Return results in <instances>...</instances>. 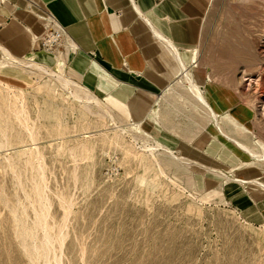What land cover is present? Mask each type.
<instances>
[{
	"label": "rangeland",
	"instance_id": "rangeland-1",
	"mask_svg": "<svg viewBox=\"0 0 264 264\" xmlns=\"http://www.w3.org/2000/svg\"><path fill=\"white\" fill-rule=\"evenodd\" d=\"M212 3L202 22L198 55L212 64L201 67L198 62L192 67L205 77L199 89L205 95L209 86L225 89L235 106L226 114L234 120L224 124L225 130L262 152L264 0ZM25 6L31 16L36 6ZM18 11L12 0H0L1 13L15 17ZM40 12L32 14L39 27L37 43L31 34V52L14 57L53 55L63 63L64 72L58 66L49 68L80 86L69 66L65 28L50 11ZM54 31L61 34L60 44L44 48L43 38ZM176 76L166 97L175 89L181 94L188 86ZM48 78L0 54V128L10 144L0 150V264H44L45 251L50 253L48 264H264V225L253 208L264 197V189L210 174L193 172L191 178L177 168L143 164L142 148L155 143L168 147L166 140L147 133L141 124L138 131L115 136L114 123L128 128L134 122L114 111L113 120L102 118L98 107L82 110L71 89L62 90L61 97L49 95ZM170 100H176L180 124L195 121L199 126L195 138L198 129L207 127L213 148L229 154V159L221 151L210 156L216 167L229 171L239 160L252 161L208 124L204 108L203 113L184 97ZM181 132L175 131L178 136ZM8 159L15 165L12 170ZM242 175L264 183V164L234 170L232 179ZM45 235L52 240L49 245L43 242Z\"/></svg>",
	"mask_w": 264,
	"mask_h": 264
},
{
	"label": "crops",
	"instance_id": "crops-1",
	"mask_svg": "<svg viewBox=\"0 0 264 264\" xmlns=\"http://www.w3.org/2000/svg\"><path fill=\"white\" fill-rule=\"evenodd\" d=\"M212 2L213 0H12L15 10L20 12L15 17L13 14L7 16L0 12V44L13 56L29 54L32 49L31 34L37 43L35 34L39 32L37 19L32 14L36 16L41 13V9L50 11L65 28L64 46L67 56H70L69 66L73 68V73L83 87L90 92L94 91L107 104L114 100L117 108H112L115 113L129 117V121L141 124L147 133L166 140L167 148L189 158L211 163L208 158L221 151L218 147L213 148V135L206 132L205 127V133L199 132L200 135L195 138L194 132L199 126L196 128L195 121L180 124V110L176 100H170L179 96L190 99L184 95L185 89L182 88L181 94L175 89L174 95L165 96V100L163 93L174 84L178 74L172 46L183 55L187 66L192 68V51L199 53L202 22ZM28 3H32L40 11L34 7L29 16V7L25 6ZM20 13L21 16L18 15ZM198 55L197 62L201 67L212 64L211 61L199 60ZM194 70L192 68L191 72H195L193 76L198 79L197 85L204 83L202 70ZM224 90L209 86L206 95L201 90L209 106L219 116L228 114L235 107L230 104ZM191 101L193 105L196 104L194 100ZM157 104L161 115L173 109L176 117L172 123L165 120L163 123L151 116L150 112ZM196 105L204 113L202 107ZM190 124L191 130H187ZM179 128L183 131L181 136L175 133ZM230 153L239 160L236 152L235 154L230 150ZM219 154L229 157L224 151ZM239 162L242 163L241 160ZM241 177L244 181L253 180L245 175ZM244 192L242 190L240 193ZM253 208L257 210L264 225V197L255 201Z\"/></svg>",
	"mask_w": 264,
	"mask_h": 264
},
{
	"label": "bare ground",
	"instance_id": "bare-ground-1",
	"mask_svg": "<svg viewBox=\"0 0 264 264\" xmlns=\"http://www.w3.org/2000/svg\"><path fill=\"white\" fill-rule=\"evenodd\" d=\"M168 43L171 44L170 42H168ZM70 47H71V49H73L72 46H70ZM172 48L175 52V60H176L177 66H178V70H177L178 74L177 75L179 76V80H182L183 82H185L188 85L185 88L186 92L184 95H187L191 100H194V102L196 104H198L202 108H204L205 114L207 116L208 124H212V126L218 130L217 132L220 136L224 137L226 140L233 143L244 154L248 155L252 161L239 163L238 165L234 166L231 170H229V171L227 170L228 171L227 172L221 168L216 167L215 163H213V162L205 163V162L200 161L198 159H192V158H189L187 156L181 155L178 151H173L171 148L163 147L159 143H155V145H150L148 147L142 148L144 153L141 155V162L142 163L143 162L150 163L153 167H156L158 169H161V166L164 168H177L178 170L181 171V173H183V176H187V177H191L193 172H196V174H198V175L210 174V175H212L216 178L222 179L224 181H233L235 183L250 184L251 186L256 185L259 188L264 189V183L259 182L257 179H254L251 181H244V180H241L238 178L232 179L233 171L236 169H240V168L242 169V167H251L254 165L257 167L262 166L264 164V150L262 152L255 150L251 145H248V144L242 142L241 140L237 139L236 137L227 133V131L225 130L224 124H227V123L233 121L234 119L232 118V116L226 115V114H225L226 115L225 117L219 116L213 111V108L211 106H209V104H208L207 100L205 99L203 93L199 89V86L197 84H195V82L192 78V74H191L192 70H191V68H189L187 66V62L183 59V55L181 53H179L177 51V49H175L173 46H172ZM0 54L5 56L11 63H15L17 65L23 66L24 68H27L29 72H32V73L37 72V73H40L43 75L50 76V78H48V80L45 82L46 83L45 84V90L47 89L49 95L54 96V97L55 96L61 97L59 95H60L62 90L64 91V90L71 89L73 92L71 91L72 93H70V94L73 96L74 99H76L77 102H79L82 105V110L89 111V110H91L92 107H98V108L102 109V111L99 112V114L102 118L107 116L113 120V114H112L113 108L112 107H116L115 101L112 100L110 103L104 104V103L100 102L95 96H93L90 93V91L87 90L85 87H83L81 85L79 86L78 84L73 83L70 80H68L67 78H65V76L62 74V72H64V71H62V67H60L63 63L60 60H58L55 56L45 55L43 53H40V54H34L33 56H31L28 59H18L16 57H14L8 50H6L1 45H0ZM197 54H199V53H196L195 50L192 51V60H191L192 67H194L196 62H197ZM197 64H198V62H197ZM49 65H50V67L52 66L51 68L58 66L62 72L61 73L53 72V69L51 70L49 68ZM65 74H66V72H65ZM168 92H170L169 88L164 90V93H163L164 96L162 95L164 97V100H165V96ZM179 98H182V97L179 96ZM180 101H181V99H180ZM182 101H184V100H182ZM155 104H156V102H155ZM196 107H197V105H196ZM150 114H152V115L155 114V118H158L159 121H161V122L163 121V123H164V120H165V122L172 123L175 120L174 117H176L173 109L170 112H168L167 114L165 113V114L161 115V112L159 111V105L158 104L153 109V111L150 112ZM172 114L174 116L173 118L171 117ZM127 118L129 119V117H127ZM131 125L133 127H130ZM138 125H139V123H132V124H130V126L128 128L127 127L124 128V127H121V125H116L114 123L113 131H114L115 136L119 137L120 135H123L124 133H129L133 129H134V132L138 131V128H136V126H138ZM204 129H205V127L198 129L200 131V134H203L205 132ZM187 130H191V124H190V126H188ZM194 135H195V132H194ZM30 138L32 139L33 137L31 136ZM190 140H192V139H190ZM8 147H10V144L8 142L7 134L3 129L1 130V128H0V150H4L5 148H8ZM7 166L11 170L13 168H15L14 167L15 165L10 161V159L7 160ZM143 181H145V180L143 179ZM36 224L38 226V223H36ZM34 232H32V233H34ZM32 233H30V234H32ZM25 236L27 237L28 235L25 233ZM32 237H34V236H32ZM28 239H30V238H28ZM33 239H31V240L33 241ZM23 240H22V242L24 243ZM51 241L47 237V235H45V238L43 239V242H45L44 244L49 245ZM42 244L43 243L41 242V245ZM21 245H22V243H21ZM51 245H52V243H51ZM23 246H25V245H23ZM38 246H40V245H38ZM30 247L32 248L31 245L29 246V248ZM44 247H45V245H44ZM48 247L49 246L46 247V250ZM32 249H34V248H32ZM35 249L40 253L41 248L38 249L37 247H35ZM42 249H43V247H42ZM49 249H51V247ZM48 251H50V250H48ZM28 253H30V252H28ZM39 253H36V254L39 255ZM42 253L43 252H41V254ZM33 254H34V252H33ZM47 254L48 253H46V251H45V254L43 253V256H42V259H44L43 261H45L44 264H48L50 262V260L48 259V257H49L48 255L50 253L48 255ZM39 256H41V255H39ZM54 257H55V255H54ZM54 257H52V258H54ZM35 259L37 262L38 258H35ZM30 260H31V258H30ZM52 260H55V259H52ZM32 264H33V262H32ZM57 264H59V262H57Z\"/></svg>",
	"mask_w": 264,
	"mask_h": 264
},
{
	"label": "built area",
	"instance_id": "built-area-1",
	"mask_svg": "<svg viewBox=\"0 0 264 264\" xmlns=\"http://www.w3.org/2000/svg\"><path fill=\"white\" fill-rule=\"evenodd\" d=\"M61 34L58 31L49 33L43 38L42 46L44 48L53 49L60 44Z\"/></svg>",
	"mask_w": 264,
	"mask_h": 264
}]
</instances>
